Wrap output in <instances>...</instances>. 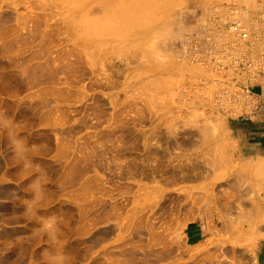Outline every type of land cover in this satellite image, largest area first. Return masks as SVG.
I'll return each instance as SVG.
<instances>
[{"label": "rangeland", "instance_id": "1", "mask_svg": "<svg viewBox=\"0 0 264 264\" xmlns=\"http://www.w3.org/2000/svg\"><path fill=\"white\" fill-rule=\"evenodd\" d=\"M137 1L0 0V110L48 193L25 215L0 133V264H44L53 215L71 264H259L264 181L238 131L264 88V0Z\"/></svg>", "mask_w": 264, "mask_h": 264}, {"label": "clouds", "instance_id": "2", "mask_svg": "<svg viewBox=\"0 0 264 264\" xmlns=\"http://www.w3.org/2000/svg\"><path fill=\"white\" fill-rule=\"evenodd\" d=\"M17 127L18 122L9 117L6 111L0 110V133H3L4 138L7 139L12 156L18 163L21 173L30 180L26 191L31 198L25 203V215H38L48 199L45 184L46 171L35 162L33 146L24 136L18 134ZM251 167L254 173L251 178L264 181V167H257L255 164ZM13 192L15 193V190ZM35 231L43 234L51 245L42 253L44 264H71L69 254L59 245L61 229L55 215L41 217L39 227Z\"/></svg>", "mask_w": 264, "mask_h": 264}, {"label": "crops", "instance_id": "3", "mask_svg": "<svg viewBox=\"0 0 264 264\" xmlns=\"http://www.w3.org/2000/svg\"><path fill=\"white\" fill-rule=\"evenodd\" d=\"M256 86L251 94L260 96L258 104L251 112L241 118L238 134L243 140L244 148L249 155L264 156V88ZM208 229L202 222H191L184 229V237L188 245H197L207 236ZM259 264H264V242L258 252Z\"/></svg>", "mask_w": 264, "mask_h": 264}, {"label": "bare ground", "instance_id": "4", "mask_svg": "<svg viewBox=\"0 0 264 264\" xmlns=\"http://www.w3.org/2000/svg\"><path fill=\"white\" fill-rule=\"evenodd\" d=\"M138 1H139V0H138ZM138 1H137V2H138ZM141 1H142V0H141ZM101 2H102V1H101ZM109 2H110V0H109ZM147 2H148V1H147ZM152 2H153V1H152ZM112 3H114V2L112 1ZM139 3H140V2H139ZM149 3H150V2H149ZM104 4H105V3H104ZM107 4H109V3L107 2ZM121 4H122V3H121ZM124 4H125V3H124ZM140 4H141V3H140ZM108 6H109V5H108ZM112 7H113V6H112ZM119 7L122 8V6H119ZM136 7H137V6H136ZM110 8H111V5H110ZM116 8H117V7H116ZM123 8H124V7H123ZM127 8H128V7H127ZM138 8H139V7H138ZM143 8H144V7H143ZM146 8H147V6H146ZM148 8H149V7H148ZM117 9H119V8H117ZM123 10H124V9H123ZM123 10H122V11H123ZM125 10H126V9H125ZM132 10H134V9H132ZM144 10H145V9H144ZM115 11H116V10H115ZM117 11L119 12V10H117ZM117 11H116V12H117ZM122 11H120L119 13H121ZM136 11H137V10H136ZM142 11H143V10H142ZM123 12H124V11H123ZM132 12H133V11H132ZM146 12H147V11H146ZM124 13H125V12H124ZM133 13H134V12H133ZM133 13L130 12L129 14H133ZM135 14H136V13H135ZM142 14H143V13H142ZM144 14H145V13H144ZM146 15H147V14H146ZM125 16H126V15H125ZM128 16H129V15H128ZM128 16H127V17H128ZM131 16H132V15H131ZM137 16H138V15H137ZM137 16H136V17H137ZM158 16H159V15H158ZM155 17H156V16H155ZM125 18H126V17H125ZM138 18H139V17H138ZM130 19H131V18H130ZM114 20H115V19H114ZM128 20H129V19H128ZM137 20H138V19H137ZM137 20H136V21H137ZM143 20H144V18H143ZM152 20H153V19H152ZM118 21H119V20H118ZM126 21H127V18H126ZM154 21H155V20H154ZM123 22H124V20H123ZM130 22H131V20H130ZM141 22H142V20H141ZM156 22H157V20H156ZM171 22H172V21H171ZM174 22H175V21H174ZM115 23H116V22H115ZM118 23H119V22H118ZM139 23H140V22H139ZM142 23H146V22H142ZM175 23H176V22H175ZM109 24H110V23H109ZM111 24H112V23H111ZM124 24H125V22H124ZM135 24H136V23H135ZM153 24H154V23H153ZM116 25H118V24H116ZM122 25H123V24H122ZM122 25H121V26H122ZM176 25H178V22H177ZM121 26H120V27H121ZM129 26H130V25H129ZM136 26H138V25H136ZM141 26H142V24H141ZM167 26H168V24H167ZM178 26H179V25H178ZM102 27H105V28H106V26H102ZM171 27H172V26H171ZM99 28H100V26H99ZM109 28H111V27H109ZM116 28H117V27H116ZM166 28H167V27H166ZM96 29H97V28H96ZM96 29H95V30H96ZM107 29H108V28H107ZM114 29H115V28H114ZM114 29H113V30H114ZM122 29L124 30V26L122 27ZM164 29H165V27H164ZM164 29H163V30H164ZM180 29H181V28H180ZM92 30H93V29H92ZM95 30H94V31H95ZM100 30H101V28H100ZM100 30L98 31V29H97L98 32H100ZM109 30H110V29H109ZM113 30H112V31H113ZM116 30H117V29H116ZM129 30H131V29H129ZM132 30H133V29H132ZM155 30H156V29H155ZM166 30L168 31L169 29H166ZM166 30H165V31H166ZM105 31H107V30H105ZM159 31H160V30H159ZM177 31H178V30H177ZM179 31H180V30H179ZM188 31H189V30H188ZM108 32H109V31H108ZM110 32H111V31H110ZM113 32H114V31H113ZM118 32H119V29H118ZM118 32L116 31V34H117ZM168 32H169V31H168ZM180 32H181V31H180ZM227 32H228V31H227ZM229 32H230V31H229ZM95 33H96V32H95ZM95 33H94V34H95ZM102 33H103V32H102ZM106 33H107V32H106ZM106 33H105L104 35H108V34H106ZM114 33H115V32H114ZM121 33H122V32H121ZM125 33H126V32H125ZM127 33H128V32H127ZM129 33H130V32H129ZM157 33H158V32H157ZM161 33H162V32H161ZM161 33H160V34H161ZM230 33H231V32H230ZM110 34H111V33H110ZM163 34H164V32H163ZM165 34H166V33H165ZM114 35H115V34H114ZM126 35H127V34H126ZM172 35H173V34H172ZM229 35H230V34H229ZM108 36H109V35H108ZM160 36H161V35H160ZM172 37H173V36H172ZM163 38H164V37H163ZM234 38H235V37H234ZM156 39H158V38H156ZM165 39H166V38H165ZM170 41H171V40H170ZM240 41H241V40H240ZM152 42H153V41H152ZM164 42H165V41H164ZM130 44H131V43H130ZM154 45H155V44H154ZM169 51H170V50H169ZM178 54H179V53H178ZM184 58H185V57H184ZM184 58H183V59H184ZM181 64H182V63H181ZM164 66H165V65H164ZM205 133H206V132H205ZM254 163H255V165H258V167H263V166H264V156H262V157L259 156L258 158H256ZM164 168H165V167H164ZM162 171H163V170H162ZM246 189H247V188H246ZM244 190H245V189H244ZM251 204H252V203H251ZM254 209L256 210V207H255ZM254 209H253V210H254ZM245 210H246V209H245ZM246 212H247V211H246ZM251 214H252V213H251ZM251 218H252V216H251Z\"/></svg>", "mask_w": 264, "mask_h": 264}, {"label": "built area", "instance_id": "5", "mask_svg": "<svg viewBox=\"0 0 264 264\" xmlns=\"http://www.w3.org/2000/svg\"><path fill=\"white\" fill-rule=\"evenodd\" d=\"M230 31L242 39H247L249 36L248 28L241 25L239 22H233L230 25Z\"/></svg>", "mask_w": 264, "mask_h": 264}]
</instances>
